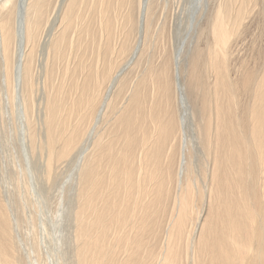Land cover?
I'll return each instance as SVG.
<instances>
[{
	"label": "bare ground",
	"instance_id": "obj_1",
	"mask_svg": "<svg viewBox=\"0 0 264 264\" xmlns=\"http://www.w3.org/2000/svg\"><path fill=\"white\" fill-rule=\"evenodd\" d=\"M210 8L0 0V264H264V0Z\"/></svg>",
	"mask_w": 264,
	"mask_h": 264
},
{
	"label": "rangeland",
	"instance_id": "obj_2",
	"mask_svg": "<svg viewBox=\"0 0 264 264\" xmlns=\"http://www.w3.org/2000/svg\"><path fill=\"white\" fill-rule=\"evenodd\" d=\"M207 1L209 4V8L213 6L214 0ZM262 50H264V37L259 38L255 30L246 38L245 44L243 45L244 56L242 60H244L249 67L256 68L263 62V58L256 56V53ZM198 106L199 103L193 105V110ZM188 138L190 139L189 136ZM79 150L80 148L73 150L72 153L58 165L55 176L49 181L45 182L43 180L39 169L34 171L35 181L39 185V195H36V197L38 196L37 201L41 204L45 215L48 216L55 211L57 205L60 203L62 196L65 199V213L69 211V208H71V204L74 201L75 194V192L73 193V183L75 176L74 171ZM62 188L64 189V191L61 194Z\"/></svg>",
	"mask_w": 264,
	"mask_h": 264
}]
</instances>
